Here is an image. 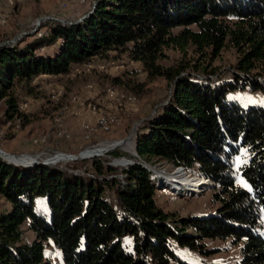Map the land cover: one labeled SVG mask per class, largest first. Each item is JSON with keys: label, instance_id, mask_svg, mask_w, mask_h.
Returning a JSON list of instances; mask_svg holds the SVG:
<instances>
[{"label": "trees", "instance_id": "16d2710c", "mask_svg": "<svg viewBox=\"0 0 264 264\" xmlns=\"http://www.w3.org/2000/svg\"><path fill=\"white\" fill-rule=\"evenodd\" d=\"M40 27L47 37L0 46L6 123L32 121L16 88L32 95L36 78L68 76L110 52L140 63L150 80L163 78L170 94L142 123L127 166L111 164L122 156L113 150L32 167L0 158V198L9 206L0 211V264H57L49 248L62 264H185L174 246L200 252L207 239L242 243L238 264H264V110L226 99L237 90L264 94V0H96L81 21ZM226 48L236 53L227 78L211 67ZM168 50L182 58L165 66ZM154 162L213 182L217 212L165 213L155 200L162 185L144 167Z\"/></svg>", "mask_w": 264, "mask_h": 264}, {"label": "rangeland", "instance_id": "374dc122", "mask_svg": "<svg viewBox=\"0 0 264 264\" xmlns=\"http://www.w3.org/2000/svg\"><path fill=\"white\" fill-rule=\"evenodd\" d=\"M95 1L84 0L82 5L79 0H14L9 6L4 0H0V16L6 17V22L0 25V46L12 44L20 36L22 38L34 35L27 37L25 42L38 38V34L47 29L46 27L41 28V24L38 26L43 17H52L71 23L81 21L87 16ZM55 49V46L43 48L41 54L53 53ZM166 55L167 58L161 61L165 66L176 64L182 58V55L175 50L166 51ZM92 61L94 69L81 75L54 80L41 76L36 78L33 82L36 88L32 95H27L19 87L16 88L14 94L18 96L20 105L28 103V108L25 111L21 110L22 113L32 117L30 124L25 127L20 126L14 131L7 126L5 122L7 120L6 105L1 102L0 149L17 157L35 158L39 156L36 162L42 163L54 156L56 152L78 155L88 149L98 147L102 149L104 146L109 148L112 144L114 146L118 144L113 151H118L122 156L115 160L130 162L131 157H135V139L137 133L142 132V123L154 116L158 109L167 102L170 85L163 78L148 79L142 65L131 61L126 54L110 52L107 57L96 58ZM235 62V51L226 48L211 67L227 78ZM100 67H103V70H100ZM115 77H120L123 82L111 85L108 79ZM126 84L137 93L127 90L123 86ZM108 89H113L117 93L120 98L119 103L106 99ZM56 93L62 94L58 95L57 99H51V95ZM75 96L79 97L80 103L72 105L69 99ZM129 97L133 98V101H127ZM226 99L229 103L238 104L244 109L255 107L264 110V94L261 91L237 90L228 93ZM75 105H79L81 109L85 108L84 111H88L89 114L88 105H95L103 113L117 114L120 122L110 133L97 132L89 139H85L80 126L78 127L79 122L76 120H71L72 124H76L75 130L68 128L67 113H70ZM60 111L64 112L66 131L70 135L68 139H57L52 136L53 119ZM81 120L88 121L87 119ZM40 136L49 138L44 146L33 144V140ZM115 160L111 162L113 166L129 165H120L114 162ZM146 166L151 167L155 172V175L152 174V180L154 181L155 178L163 184V186H158L155 200L157 206L165 213L183 218L202 217L214 215L219 209L220 202H216L214 198L217 188L213 182L207 180L208 182L202 188L198 187L194 194L190 193L191 195L186 192H177L172 186L176 184V178H184V174L174 175L176 168L166 162H154ZM185 171L190 176L199 175L195 170L186 169ZM43 206L44 202L37 200V207L43 208ZM5 208L9 206L0 198V211ZM31 239L32 234L27 232L25 240L30 241ZM201 243L204 247L200 252L174 246L175 254L185 264H238L242 258V243L236 245L231 240L208 239ZM47 254L54 262L62 264L61 260L57 259V253L52 252L50 248Z\"/></svg>", "mask_w": 264, "mask_h": 264}, {"label": "built area", "instance_id": "2783aa9c", "mask_svg": "<svg viewBox=\"0 0 264 264\" xmlns=\"http://www.w3.org/2000/svg\"><path fill=\"white\" fill-rule=\"evenodd\" d=\"M9 6L13 4L14 0H4ZM79 2L83 5L84 0H79ZM96 2V1H95ZM95 2H93V5L91 8L94 7ZM47 22V21H55V22H63L59 19H55L52 17H43L41 21L38 23V26L41 24V22ZM6 22L5 16H0V25H3ZM48 29H46L43 33L38 34V38L47 37L48 36ZM21 39V36L13 41L12 43L19 41ZM93 60V59H92ZM87 61L80 65H75L72 67V70L68 76L65 77H72L76 75H81L84 72H90L94 69L93 67V61ZM118 68V67H116ZM100 70H103V67H100ZM88 88H91V86H88ZM62 93H56L51 95V99H57L58 95H61ZM106 99L108 101L112 102H120V98L117 96V93L113 89H108L106 91ZM127 101H133V98L129 97L126 99ZM70 104H79L80 99L79 97H71L69 99ZM28 108V103H23L20 105V111L26 110ZM88 109L90 110V113L94 116V123H89L86 120H80L79 126L82 131V134L85 139H89L92 135L96 134L97 132H103V133H110L114 127H116L119 122V116L114 113H103L99 108H97L95 105H88ZM22 112V111H21ZM25 114V113H24ZM8 127H11L12 130L16 131L21 126L20 119H17L13 122H7L6 123ZM52 136L57 139H68L69 133L66 131V124H65V117L64 112L60 111L53 119V127H52ZM49 138L47 136H40L38 138H35L33 140V144L38 146H44L47 144ZM99 148H92L90 150H97ZM1 150V149H0ZM89 150V149H88ZM3 151V150H2ZM86 151V150H85ZM5 152V151H3ZM41 154H44V152H41ZM63 153L56 152L54 156H51L50 158H55L58 155H62ZM180 169H184L182 167H178Z\"/></svg>", "mask_w": 264, "mask_h": 264}, {"label": "bare ground", "instance_id": "6f19581e", "mask_svg": "<svg viewBox=\"0 0 264 264\" xmlns=\"http://www.w3.org/2000/svg\"><path fill=\"white\" fill-rule=\"evenodd\" d=\"M130 139V138H129ZM115 146L112 144V145H110V147L109 148H107V146H104V148H102V149H105V150H110L111 151V149L112 148H114ZM99 148V147H98ZM99 149H101V148H99ZM86 154H89V153H86ZM25 157H28V156H23L21 159H19L20 161H23L24 163H27V164H29V163H34V162H36L37 160H38V157H35V158H25ZM4 159H6V160H10V161H17L15 158H13V157H10V156H4ZM47 160V159H46ZM52 161H60V162H62V161H71L70 159H68L66 156H63V155H59L58 157H56L55 159H51ZM184 174L185 176H186V178H185V176H184V178H181V179H179V178H176V184H173V186H172V188L175 190V191H177V192H186V193H188V194H194V191L196 190V189H198V187H200L201 186V188H202V186L206 183V182H208L205 178H202L201 176H199V175H194V176H190V175H188L187 174V172L183 169H180V168H176V172L174 173V175L175 174ZM170 178H172V176H169ZM201 179H200V178ZM179 179V180H178ZM156 180V182H158L157 181V179H155ZM159 183V182H158ZM160 184L163 186V184H162V182H160ZM205 187V186H204ZM190 194V195H191Z\"/></svg>", "mask_w": 264, "mask_h": 264}, {"label": "water", "instance_id": "95a60500", "mask_svg": "<svg viewBox=\"0 0 264 264\" xmlns=\"http://www.w3.org/2000/svg\"><path fill=\"white\" fill-rule=\"evenodd\" d=\"M118 144L115 145V147L117 146ZM113 150V148L111 149ZM108 151L110 150H105V149H97V150H86V151H82L80 152L78 155H67V154H62L63 156H66L68 159H70L71 161H76V160H82V159H89V158H93V157H101V156H104ZM86 153H89V154H86ZM4 156H10V157H13L15 158L17 161H10V160H6L4 159ZM0 158L5 161L6 163L8 164H12V165H15V166H24V167H32V166H38V165H54L60 161H52L51 159L52 158H48L47 160L43 161L42 163L40 162H34V163H24L23 161H20L19 159H21L22 157H17L15 155H11V154H8L6 152H3L2 150H0ZM56 158V157H55ZM53 158V159H55ZM114 162H117L118 164H132L131 161H126V160H120V161H114ZM146 167L150 172L151 174L155 175V172L154 170L149 167V166H144ZM208 180V179H206ZM209 181V180H208Z\"/></svg>", "mask_w": 264, "mask_h": 264}, {"label": "crops", "instance_id": "0c3cea01", "mask_svg": "<svg viewBox=\"0 0 264 264\" xmlns=\"http://www.w3.org/2000/svg\"><path fill=\"white\" fill-rule=\"evenodd\" d=\"M41 77H47L51 80H54L55 78H65V76H47V75H43ZM79 105H75L72 107V110L70 111V113L68 112L67 113V123H68V128L70 129H74L75 130V127H76V124L75 123H71V120H76L77 122H79L81 119H87L90 123L94 122V116L88 111H84L85 108H79L78 107ZM79 127V125H78Z\"/></svg>", "mask_w": 264, "mask_h": 264}]
</instances>
